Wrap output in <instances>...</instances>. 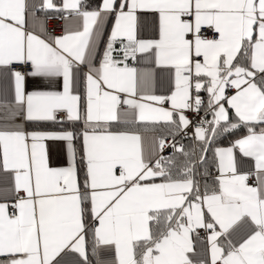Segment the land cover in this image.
Segmentation results:
<instances>
[{
    "label": "snow or ice",
    "instance_id": "obj_1",
    "mask_svg": "<svg viewBox=\"0 0 264 264\" xmlns=\"http://www.w3.org/2000/svg\"><path fill=\"white\" fill-rule=\"evenodd\" d=\"M0 264H264V0H0Z\"/></svg>",
    "mask_w": 264,
    "mask_h": 264
},
{
    "label": "crops",
    "instance_id": "obj_2",
    "mask_svg": "<svg viewBox=\"0 0 264 264\" xmlns=\"http://www.w3.org/2000/svg\"><path fill=\"white\" fill-rule=\"evenodd\" d=\"M97 2H99V0H97ZM102 47H103V45L101 44L100 45L101 50H102ZM31 87H32V82L29 81V89H31ZM51 125L52 124H48L45 126L48 127ZM52 126H57V125H52ZM49 129H52V128H49ZM48 148H49V154H50L51 162L53 165H58V164L64 163V156H63V151H62L63 145L62 144H60L58 142H49ZM237 160H238V166L241 167V170L242 171L246 170L248 163H250L249 158L242 157L237 152ZM241 162H243V163H241ZM197 250L198 251L200 250L199 245H197Z\"/></svg>",
    "mask_w": 264,
    "mask_h": 264
},
{
    "label": "built area",
    "instance_id": "obj_3",
    "mask_svg": "<svg viewBox=\"0 0 264 264\" xmlns=\"http://www.w3.org/2000/svg\"><path fill=\"white\" fill-rule=\"evenodd\" d=\"M48 29H49L50 31H52V33H53L54 35H59V34H61V21H60V20H50V21L48 22ZM209 34H210V33H209ZM228 94L231 95V94H232V91H229ZM188 115H189L190 118H193V114H192V113H188ZM188 131L191 132L192 130L189 129ZM200 236H201V238L203 239L204 233H203L202 230L200 231Z\"/></svg>",
    "mask_w": 264,
    "mask_h": 264
},
{
    "label": "trees",
    "instance_id": "obj_4",
    "mask_svg": "<svg viewBox=\"0 0 264 264\" xmlns=\"http://www.w3.org/2000/svg\"><path fill=\"white\" fill-rule=\"evenodd\" d=\"M45 127H47V126H45ZM56 127H58V126H48L47 128H52V129H55ZM240 133H236V135H239ZM218 144L220 145V146H227L228 145V139H222V140H220V141H218Z\"/></svg>",
    "mask_w": 264,
    "mask_h": 264
}]
</instances>
